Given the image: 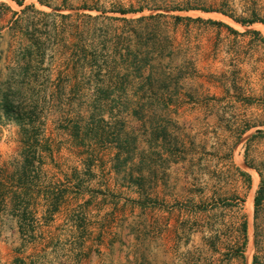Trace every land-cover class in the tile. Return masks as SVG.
Listing matches in <instances>:
<instances>
[{
  "label": "rangeland",
  "instance_id": "rangeland-1",
  "mask_svg": "<svg viewBox=\"0 0 264 264\" xmlns=\"http://www.w3.org/2000/svg\"><path fill=\"white\" fill-rule=\"evenodd\" d=\"M0 264H264V0H0Z\"/></svg>",
  "mask_w": 264,
  "mask_h": 264
},
{
  "label": "trees",
  "instance_id": "trees-1",
  "mask_svg": "<svg viewBox=\"0 0 264 264\" xmlns=\"http://www.w3.org/2000/svg\"><path fill=\"white\" fill-rule=\"evenodd\" d=\"M20 3H21V1L18 2L19 5H21ZM215 23H216L217 25H220V23H217V22H215ZM256 203H259V199H258V198L256 199Z\"/></svg>",
  "mask_w": 264,
  "mask_h": 264
}]
</instances>
